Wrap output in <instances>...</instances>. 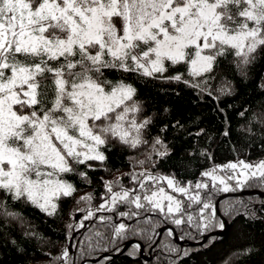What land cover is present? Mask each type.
Returning a JSON list of instances; mask_svg holds the SVG:
<instances>
[{
  "label": "snow or ice",
  "instance_id": "obj_1",
  "mask_svg": "<svg viewBox=\"0 0 264 264\" xmlns=\"http://www.w3.org/2000/svg\"><path fill=\"white\" fill-rule=\"evenodd\" d=\"M261 62L264 0H0V238L10 236L16 222L27 229L17 203L56 216L61 201L78 191L67 177L90 184L88 170H95L90 162L103 165L112 149L139 151L144 158L134 166L142 171L127 174L130 186L122 177L104 181L105 203L95 209L91 194L81 196L77 203L89 207L76 209L85 213L80 228L95 212H118L124 205L128 210L119 215L128 219L158 212L201 233L223 229L214 195L264 187V158L237 155L222 165L213 163L195 182L173 170L161 174L156 164L174 151L160 135L168 126L153 134L156 118L134 81H128L182 83L217 103L234 98L239 126L229 124L222 135L231 140L235 134L233 151L247 155L253 147L264 150V74L257 78L254 72ZM112 73L121 75L110 79ZM251 81L255 99L241 97L239 85ZM184 128L175 122L176 132ZM195 136L204 137L205 130ZM186 154L187 160L176 157L181 171L193 159H212L195 148ZM194 206L196 215L189 211ZM233 213L264 220V201L258 208L237 201L228 209ZM127 232L120 223L113 235L126 239ZM23 235L35 234L25 230ZM139 248L135 245L129 255ZM166 251L176 257L168 264L192 255L171 245ZM258 251L253 245L236 250L233 264ZM61 261L73 264L68 249L52 264Z\"/></svg>",
  "mask_w": 264,
  "mask_h": 264
},
{
  "label": "trees",
  "instance_id": "obj_2",
  "mask_svg": "<svg viewBox=\"0 0 264 264\" xmlns=\"http://www.w3.org/2000/svg\"><path fill=\"white\" fill-rule=\"evenodd\" d=\"M180 70L183 71L182 66ZM254 72L257 78L264 74V62L259 63ZM169 74L171 73L165 75ZM120 75L119 73L108 74L110 79L119 78ZM133 81L147 110L156 118L157 123L153 134L155 135L165 125L168 126V131L160 132V135L174 151L167 161L160 160L156 164L155 168L161 174H169L170 170H173L180 173V179L195 182L201 178L198 174L213 163L222 165L233 161L237 155L241 159L251 161L264 158V150L259 147H253L247 155L243 151H233L235 134L232 135L231 140L222 135V131L229 124L232 128L239 126L241 119L237 115L239 102L234 98L222 97L217 103L207 95L201 97L195 90L182 83L138 77L128 82ZM239 89L241 97L255 99L254 81L239 85ZM177 120L185 125L180 132L174 130ZM200 128L205 130L204 137L195 136V132ZM186 130L193 135L188 136ZM209 135L210 141L207 140ZM193 148L209 152L212 159L206 160L203 157L198 160L193 159L192 163L186 165L181 171L176 167V157L179 155L187 160L186 150L190 151ZM107 156L108 159L103 165L100 162H90L95 168L94 171L88 170L90 184L76 175L67 177L75 183L78 191L74 197L61 201V208L56 216L49 217L30 205L19 203L15 205V209L21 211L27 221V229L16 222V227L11 231L10 236L0 238V264H52L53 258L60 256L64 249L69 250L73 264H168L170 259H176L167 253L168 245L176 246L181 250L187 249L192 253L190 257L180 259L178 264H233V253L248 245L255 246L259 251L243 260L241 264H264V220H251L244 215L228 214L229 207L237 201H243L258 208L260 202L264 201V197L258 194L248 196L238 194L244 191L264 193V187L259 185L228 194L231 196L219 203L216 213L222 222L228 223L227 231L221 236H211L204 244L195 247L190 244L200 243L207 235L221 229L216 227L201 233L187 224L177 226L158 212L142 213L138 218L128 219L119 215V212L128 210L124 205L119 206L118 212H95L93 218L85 220L84 227L80 228L79 222L85 213L76 209L89 207L82 202L77 203L81 196L91 194L94 197L91 208L95 209L105 203L103 197L107 193L104 181L122 177L125 186H130L127 174L130 171H142L139 166H134L135 160L144 158L139 151L112 149L107 152ZM204 179L207 182L206 178ZM224 195L225 193L221 192L214 195L215 207L218 199ZM189 211L194 215L197 214L195 206ZM120 223L128 226L126 239H118L113 235L115 227ZM69 224L73 225L71 230L68 228ZM165 227L168 229L160 235V230ZM25 230L35 235L24 236ZM174 233L185 244H177ZM12 239L16 240V245L10 243ZM137 244L140 245L139 250H136L135 256H130L129 252L134 251V246ZM141 247L144 248V257L140 254ZM99 258L100 260L96 261ZM60 264H63V261Z\"/></svg>",
  "mask_w": 264,
  "mask_h": 264
},
{
  "label": "water",
  "instance_id": "obj_3",
  "mask_svg": "<svg viewBox=\"0 0 264 264\" xmlns=\"http://www.w3.org/2000/svg\"><path fill=\"white\" fill-rule=\"evenodd\" d=\"M252 194H258V195L264 197V193H262L261 191H244V192L239 193L238 195H239V196H248V195H252ZM228 196H231V195H224V196H222V197H220V198L218 199L217 204H216V209H217V210H218V207H219V203H220L223 199L227 198ZM232 196H233V195H232ZM224 224H225V228L222 229L221 231H218V232H214V233H212V234H209V235H207V236L203 239L202 242H200V243H196V244H190V246L195 247V246H197V245H202V244H204V243L207 241V239H208L209 237H211V236H221V235L225 234V232L227 231V228H228V223L225 221ZM166 229H168V228L165 227V228L161 229V230H160V235H161L162 232H163L164 230H166ZM174 239H175V241H176L177 244H185V242H182V241H180V240L177 238L176 233H174ZM132 243H133V242H131V244H132ZM140 254H141V256L144 257V248H143V247H141ZM99 260H100V258L97 259L96 261H99Z\"/></svg>",
  "mask_w": 264,
  "mask_h": 264
},
{
  "label": "rangeland",
  "instance_id": "obj_4",
  "mask_svg": "<svg viewBox=\"0 0 264 264\" xmlns=\"http://www.w3.org/2000/svg\"><path fill=\"white\" fill-rule=\"evenodd\" d=\"M207 180V178H206ZM241 192V191H240ZM234 192H229V193H225V195H228V194H233ZM222 230V229H221Z\"/></svg>",
  "mask_w": 264,
  "mask_h": 264
}]
</instances>
